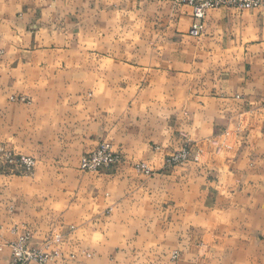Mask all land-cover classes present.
Instances as JSON below:
<instances>
[{"label":"crops","instance_id":"crops-1","mask_svg":"<svg viewBox=\"0 0 264 264\" xmlns=\"http://www.w3.org/2000/svg\"><path fill=\"white\" fill-rule=\"evenodd\" d=\"M193 21L169 0H0V146L36 159L0 171V264L25 233L45 264H264V0ZM103 140L123 162L79 170Z\"/></svg>","mask_w":264,"mask_h":264},{"label":"built area","instance_id":"built-area-1","mask_svg":"<svg viewBox=\"0 0 264 264\" xmlns=\"http://www.w3.org/2000/svg\"><path fill=\"white\" fill-rule=\"evenodd\" d=\"M177 5L188 4L192 7L194 21L191 32L199 34L203 29L202 20L211 9L221 6H229L236 9L256 8L262 4V0H170ZM118 159L117 154L111 151L108 144L102 145L81 158L82 168L96 170L101 166H107ZM12 160V159H10ZM35 160L29 155L17 156V166H23L29 171ZM28 233L20 235L9 243L11 248V259L9 264H29L36 261L38 264H45L52 255L40 248H34L28 244ZM176 256V253L173 255Z\"/></svg>","mask_w":264,"mask_h":264},{"label":"rangeland","instance_id":"rangeland-1","mask_svg":"<svg viewBox=\"0 0 264 264\" xmlns=\"http://www.w3.org/2000/svg\"><path fill=\"white\" fill-rule=\"evenodd\" d=\"M105 144H108L110 149H111V151L114 152V154H117L118 159L116 161L112 162L111 164H109L107 166H101V167H99L96 170H89V169H86V168H82V166H81V158L84 155L92 152L93 150H95L98 147H101L102 145H105ZM19 155H27V154L16 153V152H14L12 150L4 148L3 146H0V171H4V172H7V173H17V172L18 173H20V172L30 173V172H32V170H33V168H34V166L36 164L35 157L31 156V157L34 158L35 164L33 165V167L29 171H26V168H24L23 166H17V156H19ZM188 158H189V148L186 147V146H183L181 149L177 150L175 153H173L172 155L168 156L166 158V163L169 164V165H182ZM10 159H12V160H10ZM122 162H123V156H122L121 150L115 148L110 141L103 140V141L99 142L93 149L85 151L79 156L77 167L81 171H85V172H87V171L88 172L96 171L97 172V171L103 170L105 168H109V167H113V166L119 165ZM137 165L141 169H142V167H144L143 169L146 172H148V169L146 168L144 163H142V162L141 163H137L135 165L136 168H137ZM34 248H37V247H34ZM51 255H53V254H51Z\"/></svg>","mask_w":264,"mask_h":264}]
</instances>
